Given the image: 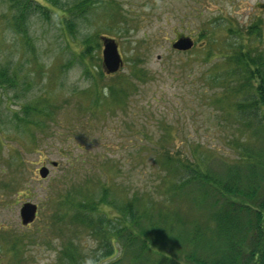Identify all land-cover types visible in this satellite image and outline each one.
Returning <instances> with one entry per match:
<instances>
[{
  "label": "rangeland",
  "instance_id": "rangeland-1",
  "mask_svg": "<svg viewBox=\"0 0 264 264\" xmlns=\"http://www.w3.org/2000/svg\"><path fill=\"white\" fill-rule=\"evenodd\" d=\"M38 1L47 12L31 14L29 29L41 66L22 41L14 42L0 0V50L9 62L22 64L30 83L27 91L0 89V249L10 258L6 241L24 235V264H67V255L79 258V264H151L148 256L137 258L140 249L129 245L127 236L125 249L107 246L109 241L92 233L94 227L74 221L61 201L73 195L74 202L86 201L85 195L97 200L108 185L119 203L149 196L159 204L170 181L162 168L164 155L215 149L218 169L224 156L234 157L228 143L251 135L242 130L227 98L217 102L224 96L210 68L221 52L210 55L207 38L218 30L226 37L224 24L260 25L258 44L264 50V0H101L80 9L73 34L58 17L83 0ZM181 36L192 38L194 46L174 49ZM86 37L99 43H93L91 56L82 55ZM105 38L119 46L123 66L116 73L104 67ZM40 98L51 118L41 116L29 128L19 125L15 114L21 105ZM43 167L49 171L44 178ZM26 202L38 205L27 225L20 215ZM183 202L184 214L197 217ZM100 212L117 214L109 207ZM154 223H143L144 230ZM130 229L139 246L148 242L139 236L141 226Z\"/></svg>",
  "mask_w": 264,
  "mask_h": 264
},
{
  "label": "trees",
  "instance_id": "trees-1",
  "mask_svg": "<svg viewBox=\"0 0 264 264\" xmlns=\"http://www.w3.org/2000/svg\"><path fill=\"white\" fill-rule=\"evenodd\" d=\"M1 1L6 4L8 29L14 33V42L22 41L26 52L34 53L33 60L41 66L29 21L31 14L38 11L45 14L47 7L38 0ZM45 1L58 4L56 0ZM99 1L83 0L67 8L68 15L62 13L58 17L62 19L58 20L73 34L76 32L74 20L82 15L80 9ZM224 27L226 37L220 38L217 29V34L207 38L210 55L216 50L221 52L219 60L210 68L212 82L222 88L224 97L217 99L218 104L225 103V98L230 101L229 109L251 139L230 141L228 148L235 156H224L220 160L221 169L213 166L218 157L215 152H219L215 149L202 151L196 147L190 156L168 153L161 157L162 168L167 169L170 181L159 204L149 196L127 198L119 203L108 185L102 187L97 200L85 195L86 201L74 202L76 195L66 196L61 201L62 208L73 211L74 221L94 227L92 233L109 241L107 246L115 248L120 244L125 249L123 239L127 236L128 244L140 249L137 258L148 256L151 264H264V50L258 44L262 30L255 24L248 28L230 24ZM82 43L83 56H91L94 44L99 46L91 37ZM21 66L18 62H9L0 50L3 93L28 90L25 86L30 83L25 80ZM108 88L111 95L115 94L113 87ZM118 91L120 99L123 91ZM20 109L15 117L24 128L39 124L41 116L53 115L43 98L36 103H25ZM183 201L193 207L197 217L184 214ZM101 207L116 210V218L101 213ZM153 221L152 228L144 230L143 223L150 226ZM136 226L143 228L139 236L144 235L148 241L140 246L138 237L130 229ZM26 241L24 235L6 241L10 258L0 249V264H24L22 249ZM66 259L67 264L80 263L74 255H67Z\"/></svg>",
  "mask_w": 264,
  "mask_h": 264
},
{
  "label": "water",
  "instance_id": "water-1",
  "mask_svg": "<svg viewBox=\"0 0 264 264\" xmlns=\"http://www.w3.org/2000/svg\"><path fill=\"white\" fill-rule=\"evenodd\" d=\"M194 46V41L188 36H181L173 44V48L181 51L189 50ZM103 63L106 71L110 74L116 73L123 66V59L119 51V46L117 42L113 39H104V49H103ZM56 164V163H54ZM49 171L46 167L40 170L41 176L44 178L48 175ZM37 205L32 202H26L21 208L20 215L22 223L27 225L36 217Z\"/></svg>",
  "mask_w": 264,
  "mask_h": 264
}]
</instances>
